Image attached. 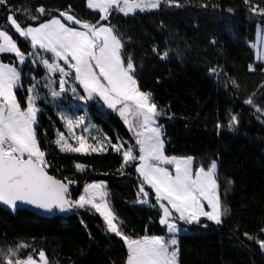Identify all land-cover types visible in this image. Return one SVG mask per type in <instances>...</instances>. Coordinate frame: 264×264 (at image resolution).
<instances>
[{"label": "trees", "instance_id": "1", "mask_svg": "<svg viewBox=\"0 0 264 264\" xmlns=\"http://www.w3.org/2000/svg\"><path fill=\"white\" fill-rule=\"evenodd\" d=\"M8 2L11 11L0 6V29L8 30L26 54L33 50L30 41L18 37L10 27L7 17L13 12L22 26L36 25L28 15L35 14L40 6L49 15H58L71 6L72 14L81 20L99 19L98 12L87 7V0ZM180 3V8L169 7L162 0L157 11L130 16L112 13L105 22L114 26L123 39L126 53L137 66L141 89L151 92L165 113L159 122L165 130L166 154L194 156L196 167L203 164L207 168L213 160L218 164L221 200L229 212L220 225L204 220L207 228L188 226L191 233L180 237L179 264H264V250L244 235L264 239V111L244 103L251 97L264 109V63H256L249 46L255 41L257 27L264 26V17L253 14L245 0ZM251 4L264 7V0H251ZM164 51L168 56L161 59ZM0 57L3 63L22 70L21 87L16 93L26 106L27 89L42 81L46 70L35 67L30 60L19 66L10 54ZM213 68L222 71L213 75ZM94 102L89 113L102 132L113 142L119 138L134 144L121 118L99 111ZM38 106L43 111L37 117V137L47 154L49 173L75 181L70 185L72 198L83 193L86 183L103 181L108 202L126 234L167 236L166 227L159 224L161 210L151 206L155 203L153 191L149 204L141 205L138 174L131 166L123 174L118 171L123 163L120 154L110 149L105 158L76 155L70 162L78 160L86 169L69 171L63 167L67 157L59 155L53 146L58 132L63 130L62 122L51 105L39 101ZM229 112L239 115V125L234 131L227 127L218 130L217 123L227 124ZM18 242L29 245L22 256L33 254L38 259V252L43 250L48 264H126L127 260L126 245L120 237L107 232L102 217L89 206L50 216L27 211L11 214L0 209V247Z\"/></svg>", "mask_w": 264, "mask_h": 264}, {"label": "snow or ice", "instance_id": "2", "mask_svg": "<svg viewBox=\"0 0 264 264\" xmlns=\"http://www.w3.org/2000/svg\"><path fill=\"white\" fill-rule=\"evenodd\" d=\"M163 2L169 7L183 6L180 0ZM161 3L162 0H87L89 9L98 10L96 22L77 18L72 14L71 6L67 11L57 10L58 15H49L46 8L40 6L35 9V14L28 15L29 20L36 22L35 26L31 23L22 26L13 12L7 19L18 37L30 41L33 51L27 54L8 30L0 29V54L13 53L21 66L25 65L28 56L33 57L31 64L43 65L46 77L42 79H46L45 87L53 100L70 92L85 104L100 101L119 113L135 138L134 144L125 146L126 142L119 138L113 142L106 136L93 138L89 143L84 135L75 136L73 144L63 132H58L55 144L62 152L89 154L111 149L119 153L123 163L118 171L123 174V170L131 166L138 173L139 203L148 204L150 191L154 190L155 203L151 206L161 210L159 224L165 226L170 235L126 234L106 199L103 181L86 183L83 193L77 199L72 198L70 185L75 181L49 174L47 154L37 137V117L41 112L38 101L46 100L48 96H41L33 83L27 89L26 106H23L16 95L22 70L3 62H0V203L13 211L19 204H26L46 213H69L90 206L103 218L107 232L120 237L126 245V264H179L176 237L181 231L180 223L207 228L204 220L220 225L229 212L221 200L215 160L207 168L203 164L196 167L194 156L166 154L165 130L159 122L165 113L152 93L141 89L137 66L126 53L123 39L114 26L105 23L114 9L127 16L137 10L158 9ZM245 3L253 14L264 17V7L252 5L251 0H245ZM0 6H7L11 11L8 0H0ZM201 6L207 8L208 4ZM167 56L168 52L164 51L161 59ZM250 70L254 69L250 66ZM219 71L222 70H210L213 75H218ZM57 73L58 90L52 79ZM32 79L35 80V76ZM232 85L238 86L235 81ZM244 103L256 107L258 112L264 111L251 97ZM60 118L69 133L77 126L88 130L84 116L73 119L61 110ZM239 123V115L229 112L227 124L217 123L216 128L227 127L234 131ZM75 167L84 170L87 166L77 163ZM244 235L264 250V239H256L248 233ZM28 247L25 242L0 247V264H48L43 250L38 252V259L33 254L22 256L21 252Z\"/></svg>", "mask_w": 264, "mask_h": 264}, {"label": "rangeland", "instance_id": "3", "mask_svg": "<svg viewBox=\"0 0 264 264\" xmlns=\"http://www.w3.org/2000/svg\"><path fill=\"white\" fill-rule=\"evenodd\" d=\"M159 9V8H158ZM158 9H149V10H146V11H140V10H137L135 12V14H138V13H144V12H152V11H157ZM93 11H97L96 9H91ZM112 13H116V14H121V15H124L123 13L119 12L118 10H112ZM135 14H129L127 16H130V15H135ZM125 16V15H124ZM78 26V25H77ZM79 27V26H78ZM23 39V38H22ZM249 46L251 47V49L253 50L254 54H255V60H256V63H264V26H258L257 27V33H256V38H255V41L253 43H250ZM3 54H10L12 56L15 57V55L13 53H3ZM1 55V54H0ZM33 57H28L27 60H32ZM38 59V57H37ZM15 60L16 62L19 64L18 62V59L15 57ZM26 60V62H27ZM0 62H2L1 60V57H0ZM25 62V64H26ZM33 65V64H32ZM21 66V65H19ZM35 67H38V66H41L43 67V65L41 64H37V65H34ZM44 68V67H43ZM254 69V67L252 68ZM46 70V69H45ZM53 80L56 81V84L54 85L57 90H58V80H59V74L57 73L55 76L52 77ZM47 83L46 79H43L42 81H38L37 82V91L38 93L41 95V96H48V99L46 100H41L49 105H51L54 109H55V112L58 116V118L60 119V121L62 122V132L65 134V136L68 138L69 142L70 143H73L75 144V139L74 137L77 136V135H84L89 143H92L93 142V138H96V137H99V138H103L105 137L106 135L102 132L101 128L98 127L92 120L91 118V115L89 113V106L92 102H94L95 106L97 107V109L101 112H105V113H115L117 114L119 117V113L114 111V110H111V109H108L106 107V105H103L102 102L100 101H96V100H92V101H89L87 104H85L83 101H80L78 100L76 97L72 96V94L70 92L68 93H65L63 96H59V97H56L55 100H53V98L50 96L49 92H48V89L45 87V84ZM17 88H20V85L17 87ZM83 94V93H81ZM17 95V93H16ZM39 102V101H38ZM41 108V107H40ZM61 110L63 111V113L67 116H70L72 117L73 119H76L78 118L79 116H84L85 117V124L88 126V130L85 131L83 126H77L74 130L73 133H69L64 121L60 118V115H61ZM43 111V109L41 108V112ZM40 112V113H41ZM39 113V114H40ZM38 114V116H39ZM121 120L123 121L124 123V120L122 117H120ZM125 124V123H124ZM161 124V123H160ZM162 125V124H161ZM125 126L128 128V126L125 124ZM133 139H134V142H135V138L132 134V132H130ZM107 137V136H106ZM57 139V137H56ZM121 141V140H120ZM124 142V141H123ZM126 144L128 145L129 143H125V146ZM53 146H54V149L56 150V152L59 154V155H62V156H65L67 157L66 161L64 162L63 164V167L67 168L69 171L70 170H73V168L76 169L75 165L78 162V160H71L70 162V159L73 157V156H76V155H96L100 158H105L107 155H108V151L106 152H102V153H89V154H81V153H71V152H62L60 149H59V146H57L55 144V141L53 142ZM119 154V153H118ZM218 165V164H217ZM77 170V169H76ZM77 171H81V170H77ZM138 174V173H137ZM105 183V182H104ZM76 186V184L74 185ZM148 187V186H146ZM105 191L107 193V196H106V199L108 201V192H107V186H106V183H105ZM153 193H154V190H152ZM154 196H155V193H154ZM148 200L150 202L151 200V195H149L148 197ZM141 204V203H140ZM149 204V203H148ZM148 204H141V205H148ZM90 207V206H89ZM71 212L69 213H65V214H70ZM162 213V212H161ZM99 214V213H98ZM103 219V218H102ZM207 221V220H205ZM211 222V221H209ZM214 223V222H213ZM186 224H183L182 222L180 223V228H181V231L177 234V239L179 241V255H180V237L181 235H185V234H190V229L188 228L189 225H186V227L184 226ZM114 235V234H113ZM170 235V234H168ZM167 235V236H168Z\"/></svg>", "mask_w": 264, "mask_h": 264}, {"label": "water", "instance_id": "4", "mask_svg": "<svg viewBox=\"0 0 264 264\" xmlns=\"http://www.w3.org/2000/svg\"><path fill=\"white\" fill-rule=\"evenodd\" d=\"M70 191H71V186H70ZM0 209L6 211L8 213H11V214H16L19 211H27L29 213H32V214L36 215V216H50V215H53V214H56V213H58V214L60 213L61 214V212H59V211H53L52 213H46L43 210L36 209L34 206L26 205V204H19L17 209L15 211H13L8 206L0 203Z\"/></svg>", "mask_w": 264, "mask_h": 264}, {"label": "built area", "instance_id": "5", "mask_svg": "<svg viewBox=\"0 0 264 264\" xmlns=\"http://www.w3.org/2000/svg\"><path fill=\"white\" fill-rule=\"evenodd\" d=\"M17 91L19 90V88L16 89Z\"/></svg>", "mask_w": 264, "mask_h": 264}]
</instances>
